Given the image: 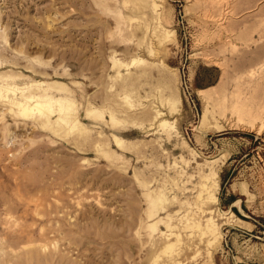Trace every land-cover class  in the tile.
I'll return each mask as SVG.
<instances>
[{
	"label": "rangeland",
	"instance_id": "374dc122",
	"mask_svg": "<svg viewBox=\"0 0 264 264\" xmlns=\"http://www.w3.org/2000/svg\"><path fill=\"white\" fill-rule=\"evenodd\" d=\"M0 264H264V0H0Z\"/></svg>",
	"mask_w": 264,
	"mask_h": 264
}]
</instances>
